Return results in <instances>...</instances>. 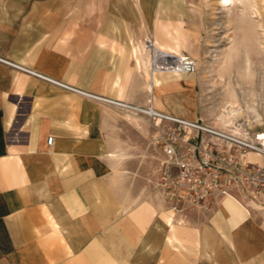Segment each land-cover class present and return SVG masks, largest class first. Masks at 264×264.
I'll return each instance as SVG.
<instances>
[{
  "label": "crops",
  "instance_id": "obj_1",
  "mask_svg": "<svg viewBox=\"0 0 264 264\" xmlns=\"http://www.w3.org/2000/svg\"><path fill=\"white\" fill-rule=\"evenodd\" d=\"M152 4L0 0V264H264V211L225 198L173 224L147 178L118 171L152 167L148 130L97 98L197 120L147 80Z\"/></svg>",
  "mask_w": 264,
  "mask_h": 264
},
{
  "label": "rangeland",
  "instance_id": "obj_2",
  "mask_svg": "<svg viewBox=\"0 0 264 264\" xmlns=\"http://www.w3.org/2000/svg\"><path fill=\"white\" fill-rule=\"evenodd\" d=\"M152 1L151 9L141 10L149 23L138 40L142 53L144 40L151 37L179 53L176 55L193 58L198 66L195 74H161L170 82V96L178 98L185 116L224 129L246 122L252 130L264 132V0H235L231 5L226 0ZM111 109L125 129L133 128L130 113L137 115L138 129L147 128V147L152 151V167L118 171L147 178L164 201L159 188L162 152L156 129L138 111ZM133 140L143 149V137Z\"/></svg>",
  "mask_w": 264,
  "mask_h": 264
},
{
  "label": "built area",
  "instance_id": "obj_3",
  "mask_svg": "<svg viewBox=\"0 0 264 264\" xmlns=\"http://www.w3.org/2000/svg\"><path fill=\"white\" fill-rule=\"evenodd\" d=\"M143 53L151 84L158 74H195L198 69L193 58L162 50L151 37L144 40ZM118 105L147 116L158 133L162 152L159 188L171 223L184 225L190 212H212L225 198L234 199L247 211L264 210V166L248 160L250 154L264 157V132L252 130L246 122L224 129L159 113L152 106ZM53 142L49 137L48 145Z\"/></svg>",
  "mask_w": 264,
  "mask_h": 264
},
{
  "label": "bare ground",
  "instance_id": "obj_4",
  "mask_svg": "<svg viewBox=\"0 0 264 264\" xmlns=\"http://www.w3.org/2000/svg\"><path fill=\"white\" fill-rule=\"evenodd\" d=\"M234 2H235V0H226V4H227V5H231V4L234 3ZM143 50H144V47H143ZM97 99H99V100H101V101H104V102H107V103L114 104V105H118V103H119V102H113V101L108 100V99H105V98H97ZM116 103H117V104H116ZM118 106H120V105H118Z\"/></svg>",
  "mask_w": 264,
  "mask_h": 264
}]
</instances>
